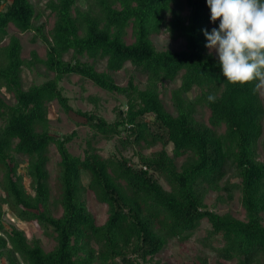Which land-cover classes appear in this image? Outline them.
<instances>
[{
  "label": "trees",
  "instance_id": "trees-1",
  "mask_svg": "<svg viewBox=\"0 0 264 264\" xmlns=\"http://www.w3.org/2000/svg\"><path fill=\"white\" fill-rule=\"evenodd\" d=\"M84 2L79 9L75 0H48L45 8L54 21L46 36L41 27L32 25L31 0H0V90L14 100L9 105L0 98V260L5 264H167L152 259L169 240H190L205 219L209 231L200 242L207 245V240L218 238L213 248L216 264H264V161L257 155L258 146L264 151V97L251 84L229 85L218 59L206 52L202 33V29L210 31L206 0ZM10 25L21 33L35 30L46 45L44 58L31 52L29 61L21 59L15 36L2 44ZM127 28L133 39L129 44L123 39ZM162 34L182 40L184 48L156 50L152 37ZM67 54L69 60L64 59ZM79 57L104 60L106 71L98 72ZM37 64L53 77L23 89V67ZM126 64L145 77L144 88L133 84L132 77L125 86L114 82L110 73ZM71 75L124 97L125 110L118 109L111 122L95 111H74L90 132L82 156L68 152L71 135L60 138L49 133L48 105L56 102L64 112L72 110L58 85ZM178 75L180 84L170 95L172 114L165 110L159 89ZM193 88L199 94L186 99ZM209 95L215 97L213 102ZM196 107L208 109L207 125L195 120ZM114 137L123 150L157 145L160 149L149 154L138 150L134 164L114 154L102 157L92 148L96 139ZM51 145L59 156L54 180L55 202L61 208L57 218L49 209L46 164ZM169 145L172 155L167 152ZM16 155L26 159L28 190L17 173ZM179 156L184 158L177 167ZM228 173L238 179L234 188L243 219L213 212L203 202L209 191L223 190L232 196L230 186L223 184L226 180L221 184ZM88 192L106 206L101 225L95 224L87 207ZM6 213L40 229L53 239V248L45 252L22 231L6 229Z\"/></svg>",
  "mask_w": 264,
  "mask_h": 264
},
{
  "label": "rangeland",
  "instance_id": "rangeland-1",
  "mask_svg": "<svg viewBox=\"0 0 264 264\" xmlns=\"http://www.w3.org/2000/svg\"><path fill=\"white\" fill-rule=\"evenodd\" d=\"M48 0H31L34 8L35 18L32 22L33 27H41L42 33L47 36L48 31L53 25L54 17L50 14L45 5ZM75 6L79 9L85 7L84 0H75ZM186 12V10L184 11ZM218 27V22L216 24L210 23V31L212 28ZM15 36L19 39L21 44V59L25 61L30 60L31 52H35L36 56L40 59H43L45 56L46 45L40 39V36L33 31L29 32H18L13 26H9L7 29V36L3 40L2 44H5L8 40V37ZM124 41L129 44L133 41L131 36L130 28L125 30L123 36ZM153 45L156 50H170V51H179L184 48V43L182 40H171L166 35H156L152 37ZM206 52L217 59L215 52H210L206 49ZM70 54L64 56L65 60H69ZM80 61H86L92 63L94 68L98 71L105 70V61L104 60H89L86 57H79ZM114 82L119 86H125L130 77L133 79V84L138 88L142 89L145 86V77L134 72L129 64H126L122 70L119 72L110 73ZM53 77V74L45 71L41 65H33L31 67H23L21 72V84L23 89H27L32 84H38L42 81L50 79ZM180 84V75L176 77L173 82H164L160 86V99L163 103L165 110L170 113H174V108L170 100V95L172 90L176 89ZM59 87L62 90V93L67 97L68 104L71 109L69 112H64L56 102H52L48 105V124H49V133L55 137L63 138L65 136L71 135V140L66 144L67 150L71 155L82 156L83 149L85 147V140L87 135H90L88 128L84 124V120L74 112L79 110L84 111H95L100 116H102L106 121L111 122L115 119L116 112L118 109L122 111L125 110L124 106V97L116 93H107L103 90L92 85L90 82L81 79L76 75L68 76L62 79L58 83ZM199 94L197 88H193L184 97L188 100L193 99ZM260 97L263 98L264 95L260 94ZM0 98L9 105L14 104V100L10 95L4 93L3 90H0ZM209 116V111L205 107H196L194 118L198 122L207 125V119ZM1 125V121H0ZM223 128L219 129L221 132ZM73 133V135H72ZM263 133H264V121H263ZM92 148L97 150V153L102 157H107L110 154L116 156H123L130 158L132 163L137 164V159L134 156V153L140 150L142 154H149L151 152L157 151L160 149V146L157 145L150 149H139L135 147L134 149L128 148L123 150L120 145L117 143L116 138L110 140L105 139H96L95 142H92ZM167 152L169 155L171 153V145L167 146ZM258 160L264 161V151L260 146H258ZM184 157L179 156L175 158L176 166L179 167L182 163ZM16 160L18 164V172L23 176V184L28 190L29 179L25 175L26 159L19 155H16ZM59 161V156L54 148V146L49 147L48 153V162L46 164V170L48 173V189L50 193L49 197V209L52 216L55 218L59 217L61 214L60 206L55 202L56 194L54 187V180L56 176L57 163ZM86 176L83 174L82 180L86 181ZM226 180V181H225ZM225 181V182H224ZM159 184L165 189L168 190V186L161 180H158ZM224 182V183H223ZM227 183L231 190V197L228 196L226 191H220L219 193L209 191L204 196V205L207 209L216 212L218 214L229 213L235 218L243 219L244 211L239 204V193L237 189L234 188V185L238 183V179L233 176L232 173H228L221 184ZM222 184V185H223ZM0 196L1 190H0ZM87 202V207L94 217L95 224L101 225L106 219V206L98 203L93 195L88 192L85 195ZM6 207L3 206V209ZM5 228L8 229L9 226H13L15 229H18L23 232L28 241L35 240L38 242L40 247L45 252H49L53 246L54 241L52 238L44 236L43 232L34 227L29 223H24L22 221L14 218L10 213H6L3 217ZM262 224L264 225V214L262 215ZM209 231L208 222L203 219L193 236L190 240H187L183 243H180L177 240H169L167 245L153 257L152 262L158 261L161 263L167 264H181L183 262H189L192 264H200L199 260H205L206 264H216L217 258L213 252V248L218 246V238H211L207 241V245H203L201 239L205 238ZM222 264H234L233 262L220 261ZM0 264H5L4 260H0Z\"/></svg>",
  "mask_w": 264,
  "mask_h": 264
},
{
  "label": "clouds",
  "instance_id": "clouds-1",
  "mask_svg": "<svg viewBox=\"0 0 264 264\" xmlns=\"http://www.w3.org/2000/svg\"><path fill=\"white\" fill-rule=\"evenodd\" d=\"M206 6L218 27L202 29L205 48L215 52L224 81L251 84L264 95V0H206Z\"/></svg>",
  "mask_w": 264,
  "mask_h": 264
}]
</instances>
